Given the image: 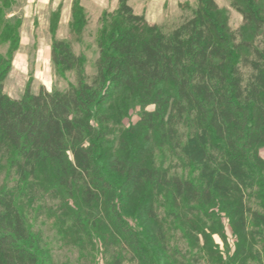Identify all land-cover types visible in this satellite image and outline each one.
I'll return each instance as SVG.
<instances>
[{
	"label": "trees",
	"instance_id": "16d2710c",
	"mask_svg": "<svg viewBox=\"0 0 264 264\" xmlns=\"http://www.w3.org/2000/svg\"><path fill=\"white\" fill-rule=\"evenodd\" d=\"M128 1L120 0L117 12L105 13L106 22L111 17L115 22L107 25L113 31L100 42L91 80L71 43L54 40L53 63L78 73L77 84L67 91L41 87L11 97L4 80L14 52L9 58L0 55V151L14 153L12 168L22 181L53 186L62 200L83 198L95 228L119 234L143 259L152 254L154 264H178L166 256L161 263L158 253L143 246L163 244L169 250L159 215L164 210L179 221L184 204L186 212L219 208L225 213L238 236L236 257H241L247 254L248 236L264 245V213L247 195L255 172L264 169L259 155L264 147V49L242 39L215 0H199L194 15L171 30L149 23ZM233 6L244 27L264 32V0ZM245 49L251 54H242ZM114 91L132 94L143 107L140 122L128 130L131 137L122 138L116 149L107 145L112 117L104 109ZM149 105L155 110L147 111ZM138 132L158 138L160 146L171 144L185 162L198 167V177L145 160L146 152L135 141ZM101 196L111 204L93 216ZM84 214L79 212L77 226H84ZM203 232L206 239L218 233ZM40 259L15 193L0 191V264H40Z\"/></svg>",
	"mask_w": 264,
	"mask_h": 264
},
{
	"label": "rangeland",
	"instance_id": "374dc122",
	"mask_svg": "<svg viewBox=\"0 0 264 264\" xmlns=\"http://www.w3.org/2000/svg\"><path fill=\"white\" fill-rule=\"evenodd\" d=\"M215 1L227 12L232 29L241 30L242 39L264 49V32H256L251 26L244 27L242 14L233 6L241 0ZM128 3L136 14L166 30L192 17L199 6V0H129ZM119 6L120 0H0V55L9 58L14 52L11 69L4 80L5 92L13 98H20L28 89L34 93L41 87L49 91H67L77 84L76 71H64L52 61V45L56 39L71 43L74 52L83 58V71L91 80L97 73L100 42L113 31L107 25L115 22V17L106 22L105 13L117 12ZM242 54L250 55L251 51L245 49ZM244 71L248 74L249 68ZM111 93L109 103L103 107L112 117L107 145L116 149L122 138L131 137L128 130L140 122L143 107L130 93ZM155 108V105H149L146 110L154 111ZM137 134L135 141H139L141 150L146 152L145 160L186 177H198V167L185 162L171 144L160 146L158 138L149 140L141 132ZM259 155L264 160V147L259 149ZM13 157L12 151H0V191L15 193L38 248L40 264H154L152 254L143 259L119 234L108 228H95L94 219L87 217L90 209L83 198L79 200L64 195L68 198L62 200V196L53 194L56 192L53 186L22 181L12 168ZM255 173L257 175L250 183L254 186L249 188L247 195L252 196L253 207L264 213V181H257V176L264 178V169ZM107 198L100 197L93 216L111 204L112 199ZM186 205L180 207L179 221L176 216H169V212L165 216L164 210L159 215L163 219L161 223L169 250L161 244L158 247L150 245V248L144 245L145 251L158 253L156 259L166 256L169 263L262 264L264 245L256 240L259 237L248 236L247 254L236 257L239 240L228 216L219 208L210 213L209 209L208 212H186ZM79 212L85 213L83 227L76 225ZM100 216L99 222L106 227L104 215ZM211 229L218 233L212 232L206 239L203 231L210 232ZM162 246L166 252L162 251ZM160 261L163 263L164 259L161 257Z\"/></svg>",
	"mask_w": 264,
	"mask_h": 264
}]
</instances>
